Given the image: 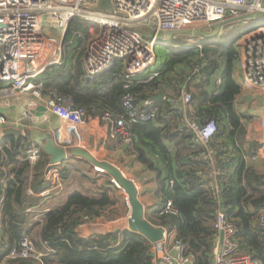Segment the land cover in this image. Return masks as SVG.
<instances>
[{
	"label": "trees",
	"instance_id": "obj_1",
	"mask_svg": "<svg viewBox=\"0 0 264 264\" xmlns=\"http://www.w3.org/2000/svg\"><path fill=\"white\" fill-rule=\"evenodd\" d=\"M248 23L256 26L264 20L225 25L211 39L175 36L161 45V50L155 48L154 67L135 76L127 90L137 105L164 94V100L153 102L158 112L151 122L127 121L122 106L126 93L122 65L93 80L83 78L87 40L77 38L75 33L86 32L87 25L79 18L72 20L64 34L61 65L50 66L41 75L43 95L54 91L84 110L86 116L107 113L126 121L130 154L157 181L155 195L160 207L147 219L168 232L174 231L194 264L213 263V224L218 211L236 226L239 251L264 264V227L259 220L264 210V175L248 164L247 154L238 145L242 116L234 108V99L240 93L232 76L240 57L235 43ZM194 38L196 44L188 46L187 40ZM154 72L157 77L149 79ZM182 91L192 98L184 113L168 103L179 99ZM210 120L215 121L216 133L205 144L196 142L190 125L203 126ZM30 147L31 143L13 136L0 139V242L8 246L0 252V264H156L150 242L129 230L115 237L77 236L76 229L87 218L107 219L116 212V202L110 195L116 189L109 179L100 190L95 186L86 191L72 187L91 180L80 166L59 170L61 192H69L65 201L39 219L26 213L27 208L39 210L48 205L40 194L51 188L44 180L48 157L40 149L38 162L31 165ZM59 194L52 193L50 198ZM166 201H171L175 215L160 213ZM23 236L44 254L40 262L33 258L5 259L11 249L19 248Z\"/></svg>",
	"mask_w": 264,
	"mask_h": 264
},
{
	"label": "built area",
	"instance_id": "obj_2",
	"mask_svg": "<svg viewBox=\"0 0 264 264\" xmlns=\"http://www.w3.org/2000/svg\"><path fill=\"white\" fill-rule=\"evenodd\" d=\"M97 1L0 0V84L3 85L0 89V100L5 105L16 93H30L34 99L44 100L47 111L59 119L68 131L77 134L84 123L86 113L76 108L69 99L54 91L43 95L41 75L46 68L61 65L63 50L62 39L46 37L43 34L44 20L52 29L62 33H65L74 18H79L90 26L91 37L82 57L83 78L93 80L111 71L116 65H122L121 74L126 90L122 97V106L130 124L151 122L157 115L158 108L152 100L137 105L127 90L135 76H140L154 67L156 46L167 45L166 41L159 39L161 33L191 31L197 25L211 28L213 24L243 16L252 15L264 20V0H110L112 12L86 7L87 4H95ZM141 25L153 28L154 34L150 38L145 37L136 30V26ZM93 27L97 28L94 33ZM239 41V45L238 42L236 45L244 81L254 89L264 90V23L252 27ZM157 75L156 72L151 73L150 79ZM180 98L185 106L192 99L189 93L183 91ZM35 106V103H31L28 105L29 110L24 109L25 118H34L30 110ZM101 119L110 122L111 133L117 143H131L124 119L107 113ZM6 124L5 117L0 114V128ZM190 128L195 135V141L202 144L207 143L216 133L214 120L203 126L191 124ZM40 154V147L32 145L28 152L29 163H37ZM249 158L255 160L256 156L247 157ZM59 170V165L49 164L44 180L51 188L43 191L41 197L48 199L52 193L57 195L62 191ZM110 182L116 190L122 191L112 180ZM47 211L45 208L26 209V213L36 215L35 219H39ZM160 213L175 215L171 201H166ZM128 217L129 212L125 214V218ZM117 218L115 213L108 215L107 219L89 217L75 232H81L86 239L89 236L91 238L93 236L87 232L91 222L112 223ZM259 220L264 227V210L261 211ZM213 228L216 236L212 264H262L251 254L239 251L235 240L237 228L227 220L222 211L217 212ZM150 244L156 264H194V258L186 254L184 244L175 236L170 237L165 232L161 241ZM7 248L6 244L0 242V252ZM43 257L44 254L39 253L28 238L23 236L19 248L11 249L5 259L33 258L40 262Z\"/></svg>",
	"mask_w": 264,
	"mask_h": 264
},
{
	"label": "crops",
	"instance_id": "obj_3",
	"mask_svg": "<svg viewBox=\"0 0 264 264\" xmlns=\"http://www.w3.org/2000/svg\"><path fill=\"white\" fill-rule=\"evenodd\" d=\"M192 29L194 28L192 27L191 30ZM199 30L200 27L195 28L196 33H199ZM63 38L64 35L60 37L62 42ZM194 44H196L195 41L194 43H191V39L188 41V46ZM197 47H199V45H197ZM232 76L240 88V93L234 99V108L236 112L242 116L241 126L237 134V142L242 151L247 154L246 157L252 155L256 156L255 160L249 158L247 162L260 172V174L264 175V90L254 89L244 81L239 61H237L234 66ZM215 84H219V79L215 81ZM151 99L153 102L158 101L154 100V97ZM170 101L176 105L182 103L180 97L179 99L177 98ZM7 103L8 104L5 105L4 101L1 100L0 102V114L3 115L7 121V124L3 127H28L44 133H51L58 146L69 151L80 148L88 152L97 161L110 163L135 185L138 201L144 209L145 219L147 221V218H151L154 212L159 209L160 200L155 195L157 189L156 177L151 172H148L137 162L136 158L130 154L128 149L129 144L123 145L117 143L116 139L112 136L111 124L108 120L101 119V117L86 116L77 134H74L68 131L59 119L47 111L44 100L40 101L34 99L30 93H16ZM31 103L32 105L35 103L36 106L30 110L34 116V118L30 120L24 117V109L29 110L30 107H28V105ZM170 105L172 108L177 109L171 103ZM183 106L184 113L186 106ZM170 117H172V115H170ZM86 164H88L90 168L87 167ZM65 166L87 167L90 171L93 169L89 163L78 158H72L60 164L61 169ZM97 173L92 171L91 180L85 181L82 184L83 186H81L82 188L75 184H73L72 187L80 191H82V189L86 191L92 186H95L98 190L105 188L107 179H111L103 173ZM64 192H68V190ZM110 195L116 202L115 211H119L120 213L123 212L120 215V220L122 219V221L112 228L108 226V224L111 223L102 222V226H99L100 228L97 230L94 229L95 224L92 225L94 222H91L92 226L89 224V228H87V232H89L91 236L112 234L111 236L115 237L119 233L128 230L127 218H125L124 214L130 211L123 191H112ZM58 197H61V194L53 199L42 198L46 199V203L48 202L52 206V204L56 203L57 205L61 201ZM51 206H47L46 204L43 208L48 210ZM151 225L157 227L153 224ZM165 232L169 234L170 237L176 235L174 231L168 232L165 230Z\"/></svg>",
	"mask_w": 264,
	"mask_h": 264
},
{
	"label": "water",
	"instance_id": "obj_4",
	"mask_svg": "<svg viewBox=\"0 0 264 264\" xmlns=\"http://www.w3.org/2000/svg\"><path fill=\"white\" fill-rule=\"evenodd\" d=\"M87 8L91 10L99 11H113L110 0H98L95 4H87ZM257 16H243L234 19H228L223 22L213 24L211 33H196L193 31H175V32H164L159 35V39L163 41H171L175 36L187 35L190 37H203L205 39H211L220 32L223 26L243 22L245 20H252ZM69 26V25H68ZM67 31V30H66ZM65 31V32H66ZM65 34V33H64ZM164 94L160 93L154 100H163ZM168 103L172 104L179 111H183V104L179 103L176 105L168 100ZM6 136H13L15 138L24 139L32 145L40 147L42 152L48 157L49 164L52 166L60 165L72 158L82 159L83 161L89 163L94 169L99 170V173L107 175L115 184H117L123 191L130 212L127 219L128 230L137 233L144 237L150 243H155L163 239L165 230L161 227L152 226L146 219L144 214V209L138 201L137 189L135 185L113 165L107 162H101L94 159L88 152L80 148H75L72 150H67L56 144L55 139L51 133H44L37 131L28 127H2L0 128V139ZM112 183V182H111ZM222 237V234H220Z\"/></svg>",
	"mask_w": 264,
	"mask_h": 264
},
{
	"label": "rangeland",
	"instance_id": "obj_5",
	"mask_svg": "<svg viewBox=\"0 0 264 264\" xmlns=\"http://www.w3.org/2000/svg\"><path fill=\"white\" fill-rule=\"evenodd\" d=\"M86 25H87V31L86 32H84V33H79L78 35H75V36H77V38H84V39H86L87 41H88V39L91 37V32H90V26L86 23V22H84ZM254 26V24H250V23H248V25L246 26V25H244V27L243 28H245L246 30L245 31H242V34H247L248 32H249V30L252 28ZM197 27H200V30L198 31V32H202V33H206V34H209V33H211L213 30H211V28H208L207 26H204V25H197V26H193V28L194 29H190L191 31H194L195 32V28H197ZM96 29L97 28H95V27H93V33H94V31H96ZM42 30H43V34L46 36V37H53V38H56V39H60V37L64 34V33H62V32H60L59 30H57V29H52L51 28V26L44 20L43 22H42ZM136 30H138L140 33H142L145 37H147V38H150L153 34H154V29L153 28H151V27H148V26H146V25H141V26H136ZM197 31V30H196ZM203 39V38H202ZM196 40L197 39H191V43H194V41L196 42ZM203 40H205V39H203ZM239 41V40H238ZM237 41V42H238ZM240 42V41H239ZM239 42H238V45H239ZM187 43H188V40H187ZM237 43H235V47L236 48H238L237 47V45H236ZM161 45H158V46H156V49H158V50H161ZM238 51H239V49H238ZM240 63V62H239ZM241 65V64H240ZM0 102H1V100H0ZM86 166L87 167H89L88 166V164H86ZM83 168L84 169V171L85 172H83V173H86V175L88 176H90V177H92L91 176V172L92 171H95V169L93 168L91 171L90 170H88L89 168ZM96 172V171H95ZM97 173V172H96ZM99 173V172H98ZM97 173V174H98ZM100 174V173H99ZM116 191H118V190H116ZM61 193V197H58L61 201L59 202V203H61V202H63V201H65V199H66V197H67V195H68V192H60ZM58 203V204H59ZM56 205V203H54V204H52V206H51V204H48L47 206H51V207H53V206H55ZM123 213V212H122ZM122 213H120L119 211H117V212H115V216H118V218H117V220L116 221H114V222H112L111 224H108V226L110 227V228H112V227H114L116 224H118V223H121V221H122V219L120 220V215L122 214ZM44 214V213H43ZM125 215V214H124ZM115 219V218H114ZM113 220V219H112ZM95 224V226H94V229L95 230H97V229H99L100 227L99 226H102V224H101V222L100 221H96V222H94V223H92V225H94ZM91 225V226H92ZM84 232V231H83ZM105 233H107V232H105ZM103 234V233H102ZM84 234H82L81 232H79V233H77V236H79V237H81V238H85L84 236H83ZM98 235H101V234H98ZM90 238V236L89 237H87V239H89Z\"/></svg>",
	"mask_w": 264,
	"mask_h": 264
}]
</instances>
